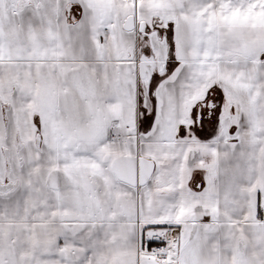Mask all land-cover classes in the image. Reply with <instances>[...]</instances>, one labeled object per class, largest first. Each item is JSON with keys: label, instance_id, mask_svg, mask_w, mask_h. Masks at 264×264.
Masks as SVG:
<instances>
[{"label": "snow or ice", "instance_id": "6c2138e0", "mask_svg": "<svg viewBox=\"0 0 264 264\" xmlns=\"http://www.w3.org/2000/svg\"><path fill=\"white\" fill-rule=\"evenodd\" d=\"M0 264H264V0H0Z\"/></svg>", "mask_w": 264, "mask_h": 264}, {"label": "crops", "instance_id": "0c3cea01", "mask_svg": "<svg viewBox=\"0 0 264 264\" xmlns=\"http://www.w3.org/2000/svg\"><path fill=\"white\" fill-rule=\"evenodd\" d=\"M154 243L160 244V243H162V242L157 241V242H154ZM154 243H153V244H154Z\"/></svg>", "mask_w": 264, "mask_h": 264}, {"label": "built area", "instance_id": "2783aa9c", "mask_svg": "<svg viewBox=\"0 0 264 264\" xmlns=\"http://www.w3.org/2000/svg\"><path fill=\"white\" fill-rule=\"evenodd\" d=\"M156 247H159V246H156Z\"/></svg>", "mask_w": 264, "mask_h": 264}]
</instances>
